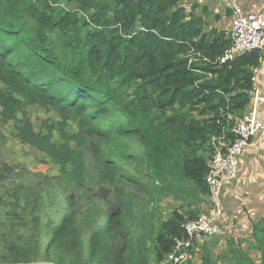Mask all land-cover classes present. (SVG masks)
Wrapping results in <instances>:
<instances>
[{
	"label": "trees",
	"instance_id": "16d2710c",
	"mask_svg": "<svg viewBox=\"0 0 264 264\" xmlns=\"http://www.w3.org/2000/svg\"><path fill=\"white\" fill-rule=\"evenodd\" d=\"M181 1L0 0V122L12 121L13 136L59 165L62 188L82 190L65 195L60 221L45 225L47 252L62 249L61 263L150 264L143 239L153 236V226L143 238L134 235L141 222L130 191L135 175L147 169L153 179L177 176L208 194L212 136L232 139L231 128L252 101L259 50L213 63L229 45L228 35L207 32L193 6L187 10ZM195 52L211 62L190 61ZM32 106L59 119L46 118L36 129L27 116ZM0 164V176L15 168ZM92 165L99 185L79 212L81 195L92 189ZM28 196L23 204L16 197L14 215L28 204L35 209L37 197L32 202ZM79 213L89 228L93 224L85 244ZM196 216L174 211L161 222L155 262L184 236V220ZM253 232L250 245L264 262V220ZM229 246L233 264H252L247 251L233 241ZM213 263L205 251L202 264ZM185 264H197L194 248Z\"/></svg>",
	"mask_w": 264,
	"mask_h": 264
},
{
	"label": "rangeland",
	"instance_id": "374dc122",
	"mask_svg": "<svg viewBox=\"0 0 264 264\" xmlns=\"http://www.w3.org/2000/svg\"><path fill=\"white\" fill-rule=\"evenodd\" d=\"M27 116L36 129L46 118L59 119L57 112L46 113L44 108L39 106L28 107ZM69 128H75V125L69 123ZM14 132L16 131L12 121L7 124L0 122V163H8L12 168L15 167L12 172L2 173L4 176H0V264H14L10 263V260L17 257V254L24 253L23 259L17 264H66L61 263L62 260L59 258L64 255L62 249L54 254H48L50 233H47L45 225H56L60 221L63 215L60 208L65 195L71 192L77 195L82 190H75L74 187L68 188L67 186L62 188L59 165L48 161L49 159L43 154L13 136ZM57 139L58 136L55 135L54 140ZM134 155L136 158L140 156L138 152H134ZM96 172L93 165L88 170V184L92 189L86 190L87 195H81L80 204L83 203V206L79 212L85 210V205L89 204L85 198L87 199L88 196L97 192L99 184L96 183L98 175ZM131 173L135 172L131 171ZM135 176H137V180L130 191L135 196L134 209L138 210V206L140 210L141 222L136 226L134 235L143 238L150 226H153V236L143 239L147 252L146 258L150 264H161V262L154 261L155 232L160 228L161 222L173 217L174 211L182 210L184 199L200 197L198 203L205 207L209 206V201L192 181L183 180L177 176H169L163 180L153 179L147 169H141L140 174ZM15 192L18 193L17 196L14 195ZM24 195H29V201L37 197L38 203L34 210L28 204L26 209L18 208V213L14 215L11 211L12 204L16 201V197L20 199L18 201L20 204L25 203ZM111 195L113 196L112 191H110V197ZM94 198L91 199V204L95 202L96 198ZM79 214L78 219L84 221L79 226V232L85 244L91 229H93V224L89 228L84 214ZM237 241L243 249L250 248L245 240L238 239ZM247 253L252 259V264H264L259 251L255 248L248 250ZM5 257L9 260H6ZM215 260L225 263L230 261V256L228 252H225V254L218 255ZM194 262L197 263L195 259ZM79 264H82V261H79Z\"/></svg>",
	"mask_w": 264,
	"mask_h": 264
},
{
	"label": "crops",
	"instance_id": "0c3cea01",
	"mask_svg": "<svg viewBox=\"0 0 264 264\" xmlns=\"http://www.w3.org/2000/svg\"><path fill=\"white\" fill-rule=\"evenodd\" d=\"M236 3L244 11H264V0H236ZM181 4L187 10L193 6L195 14L203 18L204 28L207 32L214 31L225 35L229 33L232 14L227 7L226 0H182ZM259 52V64L252 68L251 97L255 90L264 97V47ZM247 109L250 111L247 112ZM247 109L244 113L255 114L260 119L264 118V101L254 106L253 99ZM205 195L209 201L208 207L198 203L200 197L199 200L195 197L187 198L184 199L185 204L182 203L184 208L179 212L185 216H195L207 212L211 207V202L208 194ZM220 199L223 208L221 232L214 236H206L196 242L194 259L197 264H202V254L205 251L212 254L213 264H233L231 261L223 263L215 260L218 255L225 254V252H228L231 257V248L228 245L232 241L237 249L248 251L252 248L250 244L254 242L255 236L253 224L264 220V135L254 138L242 149L238 157L236 177L229 185L223 187ZM260 234L261 230L258 229L256 236ZM238 239L245 240L250 248L243 249L239 246Z\"/></svg>",
	"mask_w": 264,
	"mask_h": 264
},
{
	"label": "built area",
	"instance_id": "2783aa9c",
	"mask_svg": "<svg viewBox=\"0 0 264 264\" xmlns=\"http://www.w3.org/2000/svg\"><path fill=\"white\" fill-rule=\"evenodd\" d=\"M228 9L232 14V24L229 31V45L224 52L215 58L213 63L223 64L233 61L237 56L253 50H262L264 47V11H244L236 0H226ZM191 60L199 58L211 62L207 57L195 52ZM252 97L254 106L264 101V97L255 90ZM232 139L226 140V134L212 136L213 146L209 160V170L205 176L208 188V197L211 207L207 212L198 214L193 218H186L182 223L184 236L174 238V248L161 264H185L191 258V250L195 243L206 236H214L221 232V218L223 208L220 192L224 186L229 185L237 174L238 157L242 149L254 138L264 135V118L255 114L244 113L231 128Z\"/></svg>",
	"mask_w": 264,
	"mask_h": 264
},
{
	"label": "water",
	"instance_id": "95a60500",
	"mask_svg": "<svg viewBox=\"0 0 264 264\" xmlns=\"http://www.w3.org/2000/svg\"><path fill=\"white\" fill-rule=\"evenodd\" d=\"M250 111V109H247V112H249Z\"/></svg>",
	"mask_w": 264,
	"mask_h": 264
}]
</instances>
